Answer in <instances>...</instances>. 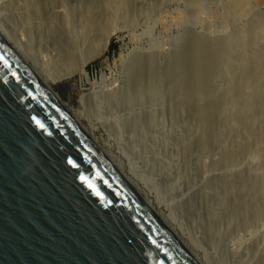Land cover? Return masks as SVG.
I'll list each match as a JSON object with an SVG mask.
<instances>
[{
	"label": "rangeland",
	"instance_id": "rangeland-1",
	"mask_svg": "<svg viewBox=\"0 0 264 264\" xmlns=\"http://www.w3.org/2000/svg\"><path fill=\"white\" fill-rule=\"evenodd\" d=\"M69 1L72 5L66 10L71 7L74 19L68 24L59 13L56 28L40 26L37 39L42 40L32 49L52 66L60 61L52 44L60 34L75 37L82 52L93 43L96 46L100 27L96 20L101 19V6L107 0ZM123 2L107 28L113 32L107 49L86 66L92 85L82 87L75 77L52 86L53 93L74 109L85 128L90 130L93 123L95 138L112 146L126 172L151 193L156 205L160 202V210L205 264H260L264 258V65L256 68L241 62L256 61L255 54L264 50V37L259 34L251 43H235L214 68L210 95L215 103L220 101L207 111L214 116L205 113L211 123L206 129L197 101L188 99L183 81L187 73L181 68L179 72L177 59L183 56L190 34L205 40L233 34L264 15V0ZM134 55H152L146 76L140 75V67L130 65ZM232 83L240 89L221 93Z\"/></svg>",
	"mask_w": 264,
	"mask_h": 264
},
{
	"label": "water",
	"instance_id": "water-1",
	"mask_svg": "<svg viewBox=\"0 0 264 264\" xmlns=\"http://www.w3.org/2000/svg\"><path fill=\"white\" fill-rule=\"evenodd\" d=\"M0 264H195L1 39Z\"/></svg>",
	"mask_w": 264,
	"mask_h": 264
},
{
	"label": "bare ground",
	"instance_id": "bare-ground-1",
	"mask_svg": "<svg viewBox=\"0 0 264 264\" xmlns=\"http://www.w3.org/2000/svg\"><path fill=\"white\" fill-rule=\"evenodd\" d=\"M123 3V0H107L103 6H101V19H95L98 22L100 21V27L96 31V39L98 38L96 46L95 43L91 44L90 48L86 49L85 52H82L81 46L79 47L78 41L75 39V37L71 38L70 34H67L63 37L60 34L59 39L52 43L54 50L57 52H55V55L60 59V61L57 60L56 66H52V64H50L51 61L49 62L47 59H40L38 57L40 55L33 53L32 49L37 44H39L38 42H41L42 40L41 39L39 41V39H37V37L41 35L39 30L40 26H45L48 30V25L51 24L53 28H56L58 22L56 18L57 14L59 13L62 15V19L68 24L71 22V19H74L71 17L73 14L70 15L71 12L69 13L71 7L69 10H66V8H69V4L72 5V2L69 0H0V39L10 51H12L18 58H20L32 69V71L42 83L44 89L52 96L57 105L70 117L81 133H83L95 146V148L101 153V155L130 187V189L160 222L165 230L189 256V258L195 264H205L197 250H194L192 247H190V245H188L185 241L184 237L180 236V234L177 232L176 226L172 225L169 221L170 219L168 215H166L164 211L160 210V202H157L156 205L151 197V193L144 190L141 184L137 180L133 179L128 174V172H126L125 163L116 153L111 151L112 146L104 140L103 144H101L99 140L95 138L96 128L92 127L93 123H90V130L85 128L81 124L74 109L69 108V106H66V104L63 105L57 95L52 91V86H55L60 81L73 80L75 77L79 78L82 87L89 84L92 85L86 71V66L91 59L100 56L107 49L111 35H113L112 30L107 28L116 20V17L119 14V8L123 5ZM55 8H61L62 10L59 9V11H55ZM85 13L87 14V16L85 15L87 19L86 27L89 30L90 15H88L87 9L85 10ZM99 16L100 15H98V17ZM101 20L104 22V25L102 24ZM104 27L106 28L104 29ZM259 34L264 37V15L258 20L256 19L255 21L249 22L246 26L240 30H237L235 33L223 36L221 38L205 40L194 34H190L187 38V44L183 49L184 51L182 50L183 56L180 55L181 57L177 59L178 70L181 68L182 71L187 73L185 74V77L183 76L184 80L182 79L184 81V87L188 90V99L194 102L197 101V106H199L200 109V122L204 124H202L204 126L203 128L206 129V123H208V125L210 123L208 122L209 117L206 116L205 113H208L207 111H211L220 101L219 100L218 103H215L211 99L213 96L211 97L210 95L211 89L209 87V83L214 68H216L220 62H222L221 60L225 55H227V52L230 50L231 46H233L235 43H251L253 39L259 37ZM97 35L99 37H97ZM256 54L255 58L257 62L254 59H245L241 62V64L244 63L246 66V64L250 62L255 65L256 68L259 64L264 65V50H259ZM132 57L133 58H130L131 60H129L130 65L133 66L132 68L140 67L138 68L140 75L143 74L146 76L148 71L147 69L151 67V60L149 61V58H151L152 55H150L148 58H146L147 56L143 57L141 55H134ZM31 59L34 62L33 65L30 62ZM58 63H61L65 66H58ZM143 67H145V69ZM246 68L244 67L245 70ZM253 68L255 67L253 66ZM182 71L179 70V72ZM251 72L253 71L249 70L247 73L250 75ZM180 76L182 75L180 74ZM238 89H240L239 85L237 84L234 87L232 83L223 88L221 93L223 92L225 95H230L229 93L234 92L233 90L237 91ZM214 96H216V94H214ZM220 97L221 96H219V98ZM88 99H92V95ZM259 101L262 100L260 99ZM209 113L207 115L212 114ZM260 264H264V258H262Z\"/></svg>",
	"mask_w": 264,
	"mask_h": 264
},
{
	"label": "trees",
	"instance_id": "trees-1",
	"mask_svg": "<svg viewBox=\"0 0 264 264\" xmlns=\"http://www.w3.org/2000/svg\"><path fill=\"white\" fill-rule=\"evenodd\" d=\"M115 44H111V49H114L115 48Z\"/></svg>",
	"mask_w": 264,
	"mask_h": 264
}]
</instances>
